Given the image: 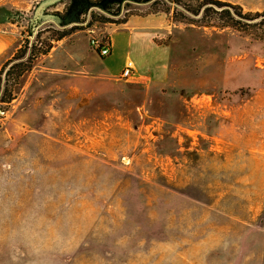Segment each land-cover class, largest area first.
Here are the masks:
<instances>
[{
	"label": "rangeland",
	"instance_id": "rangeland-1",
	"mask_svg": "<svg viewBox=\"0 0 264 264\" xmlns=\"http://www.w3.org/2000/svg\"><path fill=\"white\" fill-rule=\"evenodd\" d=\"M41 1H0L27 50L0 70V264H264V40L201 14L188 23L165 0L113 1L67 42L91 71L38 54L16 78L60 29L46 20L28 35ZM131 14L160 15L166 79L119 80L121 59L91 47Z\"/></svg>",
	"mask_w": 264,
	"mask_h": 264
},
{
	"label": "crops",
	"instance_id": "crops-1",
	"mask_svg": "<svg viewBox=\"0 0 264 264\" xmlns=\"http://www.w3.org/2000/svg\"><path fill=\"white\" fill-rule=\"evenodd\" d=\"M65 2H68V4L70 3L69 0L56 2L55 4L47 6L44 13L48 7L65 4ZM3 6H6V4L0 2V68L4 62L10 59L16 50L20 48L21 43L19 39L21 37L20 35H22L20 29L24 27L20 23L18 24V20L12 17L11 11L8 12ZM43 7L44 6L41 5L42 9ZM38 9L40 8H35L36 11ZM66 11L68 12V18L72 17L71 20H67V26L75 24L77 21L76 18L78 16L81 18L82 15L85 14L79 13L77 9L68 6L64 9V12ZM160 18L161 17L158 14H131L123 22L116 24V27H104L105 29H109L110 57L113 56L121 59L119 62L120 64L117 65V67L109 68L110 72L117 73V79L124 81L135 80L137 83H143L149 80L161 81L166 79V68L169 63V56L167 54L166 46L162 44L160 45L155 41V36L161 34L158 32ZM46 20L56 21L53 16L47 14L46 16L41 17L39 26ZM104 24L107 25L106 22ZM75 32L74 35L76 34ZM71 36L73 35L71 34ZM69 38L70 35L68 38L64 37L58 40L56 44L52 46L50 51L45 54L44 58H50V61L55 60L57 63L56 66H53L55 69L66 68L68 71H76L80 69V67H86L91 71V69L94 68L95 62H93L91 68L84 65L80 49L76 47L75 43H72V45L71 43H67L72 40V37ZM60 47H62L61 51L57 56H54V52ZM129 60L134 64L133 73L130 77L122 78L120 73L126 62Z\"/></svg>",
	"mask_w": 264,
	"mask_h": 264
},
{
	"label": "trees",
	"instance_id": "trees-1",
	"mask_svg": "<svg viewBox=\"0 0 264 264\" xmlns=\"http://www.w3.org/2000/svg\"><path fill=\"white\" fill-rule=\"evenodd\" d=\"M62 0H45L42 1L37 8H40V14L37 16L36 10L33 14V17L29 19V26H28V35L31 36L34 31L39 28L40 19L43 16H46L49 14L50 16H53L60 27L59 30L56 31L55 37L50 40V43L46 45L43 49H36L35 45H31L29 49V54L26 57V60L20 61L19 63H16L15 67L18 70L15 73V77H19L23 74L24 71H26L31 66V61L37 57L38 54H47L50 49L52 48V42L58 41L66 36H69L73 34L75 31L84 29L85 27H79L78 23L81 22V18L79 16L76 18V23L72 24L71 26L67 27V20H71L72 17L68 18V12H59L56 11L55 13H44L45 8L49 5L55 4L56 2H59ZM116 1V3H121L123 1L128 4V2H135V3H153L155 0H69L68 6L70 8H75L79 13H86L89 8L93 6H98L103 9L107 8L110 4V2ZM171 5L174 6L175 12H173V15H177L176 12H180L181 18H184V16H193L192 19L187 21L188 23H194L195 19L194 17H198V15H202L201 18H198L200 21L204 18L203 22H205L202 25H206L210 22H212L211 18H214L218 21H221L218 27L225 25L229 26L233 29L238 30L239 32L249 33L250 30H252V37L255 39H262L264 40V10L262 11H255V12H243L242 7L239 5L231 4L229 2L221 1V0H200L198 4H189L187 1L182 2L181 0H165ZM41 5H43V9L41 8ZM210 18V19H209ZM186 19V18H185ZM100 19L96 18V15L93 13L90 14V20L89 23L91 24L92 21H99ZM125 20V19H124ZM117 21L118 23L123 22ZM252 20V21H250ZM101 22H107L109 21L108 18L102 17ZM251 32V31H250ZM28 40V39H26ZM28 44V41H26V45ZM27 50L23 47H20L18 51L13 55V59L16 58H22L24 55H26ZM103 57V56H102ZM11 58V59H12ZM10 60V59H9ZM8 60V61H9ZM11 61V60H10ZM6 64V63H5ZM5 64L0 68L5 67ZM12 67V66H11ZM11 99V93L7 85H5L2 89V102L8 103ZM3 111V110H2Z\"/></svg>",
	"mask_w": 264,
	"mask_h": 264
},
{
	"label": "built area",
	"instance_id": "built-area-1",
	"mask_svg": "<svg viewBox=\"0 0 264 264\" xmlns=\"http://www.w3.org/2000/svg\"><path fill=\"white\" fill-rule=\"evenodd\" d=\"M91 47L97 51L101 56H107L110 53V43L108 39H101L99 37H92L90 40ZM134 64L132 61H127L122 69L120 76L122 78L130 77L133 73Z\"/></svg>",
	"mask_w": 264,
	"mask_h": 264
},
{
	"label": "water",
	"instance_id": "water-1",
	"mask_svg": "<svg viewBox=\"0 0 264 264\" xmlns=\"http://www.w3.org/2000/svg\"><path fill=\"white\" fill-rule=\"evenodd\" d=\"M36 14H37V16H39V14H40V9H38V10L36 11Z\"/></svg>",
	"mask_w": 264,
	"mask_h": 264
}]
</instances>
